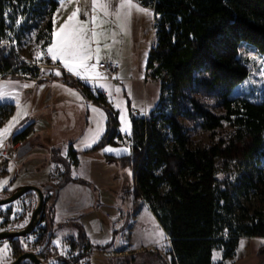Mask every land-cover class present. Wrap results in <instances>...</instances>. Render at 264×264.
<instances>
[{"label":"trees","instance_id":"obj_1","mask_svg":"<svg viewBox=\"0 0 264 264\" xmlns=\"http://www.w3.org/2000/svg\"><path fill=\"white\" fill-rule=\"evenodd\" d=\"M135 1L154 14L155 44L149 52L147 72L160 83V101L163 107L169 108V114L159 107L152 110L147 122L133 117L131 153L109 159L123 168H131L135 203L144 199L168 235L174 256L172 264H213V253L218 248L223 249L224 260L231 259L241 238H264L263 220L246 223L235 214L236 195L250 185L251 179L243 174L245 181L240 182L233 179L228 170L232 165L238 171H248L264 158V98L252 102L229 96L232 89L249 76V69L240 58L241 44L254 46L264 56V0ZM58 6L59 0H0V10H14L8 24L4 19L0 21V64L10 68L22 62L16 47L7 41L6 26L10 24L11 33L19 13L27 20L47 17L39 32V40H43L46 47L52 39L53 16ZM53 80L80 89L92 104L106 110V132L89 151L123 142L124 137L118 129V112L102 94H94L90 86L66 72L60 78L41 81ZM203 99L211 103H204ZM215 109L223 113L216 114ZM15 110L14 104L0 105V128ZM179 115L213 134L225 124L228 128L212 146L191 149ZM31 130L32 125L15 134L12 142L27 141ZM77 155L70 144L68 158L75 167L79 163ZM0 171L1 176L7 174L5 168ZM60 174L57 184L44 187V192L53 191L55 199L68 183L89 185L73 178L69 170ZM162 187L166 190L162 191ZM3 194L8 197L11 192L5 190ZM31 195L34 196L28 193L24 198ZM45 205L36 230L32 232L38 236L34 243L39 247L36 254L46 264H54L50 261L52 258H57L56 264H81L96 245L84 228L77 225L79 235L69 239L68 257L59 256L53 244V222ZM139 206L135 204L134 212ZM11 215V209L6 212L0 209L3 228L9 224ZM126 215L125 226L130 219V215ZM113 236L116 237L114 229ZM26 239L27 236L2 239L0 243L7 241L16 259L28 251Z\"/></svg>","mask_w":264,"mask_h":264},{"label":"rangeland","instance_id":"obj_2","mask_svg":"<svg viewBox=\"0 0 264 264\" xmlns=\"http://www.w3.org/2000/svg\"><path fill=\"white\" fill-rule=\"evenodd\" d=\"M132 2L138 8L148 10V14L137 10V8H133L130 12L126 8H121L124 0H107L109 6L107 16H104L103 13H94L92 0H71V2L65 0L64 6H61V0H59L58 11L54 17L55 26H57V29H60L61 25L68 20L71 13L76 8H79L78 20L85 24L87 28L95 29L98 33H102L100 59H105L106 62H119L121 69L116 72L119 82L114 81L113 74H110L103 68H98L107 77L106 80H98V84L105 85L104 88L108 93L110 90L112 91V95H109V102L111 104L108 103L118 112V129L120 133H123L124 137L125 135L132 136L133 109H148L147 112L149 113L160 107L165 114H169V108L163 107L162 101H160V83L153 80L149 74L146 75L149 49L155 44L154 14L135 0H132ZM94 15H99L103 19L104 23L101 27L93 24L92 20ZM46 20L47 17L41 16L27 20L25 16L19 13L14 21L12 32L7 36V41H11L16 48L21 47L20 49L25 52L24 54L30 53L33 58H36L37 54L41 53L45 48L44 41L39 40V32L44 28ZM18 38H20V41L17 40ZM2 43H6V41H2ZM92 47L95 48L96 44H93ZM239 53L242 62L249 69V76L243 82L236 85L229 96L231 98H246L252 102H259L264 98V56L254 46L248 43L241 44ZM61 86V90L64 91V97L67 96L70 100L81 102L79 104L81 105V110H84L85 114L88 112V125L86 130L73 143V149L78 153L77 157L82 158L81 167L75 171V175L81 177L82 180H88L89 182L84 181L89 183V185L71 183L62 192H59L56 199L53 191L44 192L46 212L49 218L51 217V222H53V233L55 235L53 244L58 248L59 256L68 257L70 253L69 239L78 237L79 229L77 225H85L89 228L91 241L96 245V248L81 264H172L174 256L172 254L170 239L145 209L138 216V220L135 223L133 222L134 224L132 223L133 226L131 225V244H125L117 236H113V230L108 222H106V219H109L107 218V214H105L113 205L111 201L105 203V205H97L102 195L103 198L104 196L111 197L112 201L119 204L121 211L130 215L128 222H132V217L135 216V204H140L141 206L142 203L144 205L148 203L142 198L135 203L136 199L133 195L135 183L133 182L132 170L130 167L123 168L116 161L109 159L111 157L116 158L112 156L113 152L104 151L105 148L112 147L111 145H106L97 151H89L94 145L99 143L106 132V110L97 105L89 104L87 96L80 89L65 84H61ZM115 88H120L121 91L116 93L114 91ZM69 89L72 92L78 93L82 99L73 95L71 92L66 94L65 91H69ZM94 94H98V92ZM203 102L211 103L206 99H203ZM117 103L121 105V108L116 107ZM185 104L189 106L188 101H185ZM129 105L131 106V110ZM92 108H96L103 113L105 117L103 120V129L96 143H93L91 147H84L81 141L94 134L96 121L100 119L99 113L93 112L91 110ZM27 109L28 106L22 105L18 109L15 117L17 121L22 118L19 122L23 128H27L34 120L36 121L38 119L37 121L40 125L48 124L50 127L62 125L64 129L71 131L77 122V114L72 105L66 110L56 111L55 109V111H51L47 116L33 118V120H30V114H28ZM121 109H125L126 111L122 112ZM214 112L219 115L223 113L217 109ZM122 114L126 116L125 122H122L120 119ZM179 120L185 126L189 138V147L191 149H203L212 146L218 142L219 138L223 136L225 130L228 128V125L225 124L223 128L213 134L204 129L200 124L191 123L183 115H179ZM123 128H128L130 134L129 131H122ZM31 133L32 130L27 137L26 143H29L28 141L36 142L38 140L37 143L45 144L44 140H42V134L38 132V134H33L30 137ZM167 138L168 142H170L171 137L168 130ZM128 140L132 146V137ZM26 143H22L20 146ZM122 143L126 144L125 138ZM29 144L32 145L31 143ZM117 144V146L122 145L120 142ZM69 145V142L65 141L54 142L50 148L64 147L69 151ZM40 150L42 149L31 151L21 159L30 160L38 151L39 154L44 155ZM44 159V162H42L43 167H49V172L46 179L43 176L37 181L39 187L42 189L46 185L57 184V178H60L61 172L66 174V171L69 170L71 175V171L75 169V166L72 165L68 158V154L61 149H52L51 154L47 158L44 157ZM228 170L232 174V178L239 179L240 182L245 181L242 177L243 174L248 179H251L250 185L246 186V189H243L242 192H238L236 195V216L246 223L257 222L259 220L264 221V158L260 164H257L251 170L238 171L232 165H230ZM94 171L99 173L104 172L107 175L97 179L93 176ZM116 174L121 177L116 182V191L105 192L109 188L112 176H116ZM17 179L15 178L8 186H11ZM105 181L107 183L104 185ZM161 190L165 191L166 188L162 187ZM0 198H4L3 193ZM23 198L12 204L0 207L3 212H6L8 209L12 210V215L6 228L1 226L3 219L0 220V231H4L5 229H22L28 224L38 199L36 194L28 198ZM161 231L164 234V238L158 236V233ZM37 237V235L33 234L27 236L25 246L28 251L36 253V250L39 248L34 245ZM107 240L112 242V244L110 247L104 248V241ZM157 240L159 241L158 243L156 242ZM242 242L243 247H241ZM5 243L7 244L8 242H1L0 245H2L0 247L3 248ZM8 249L9 251L0 256V264H11L15 259L11 254L10 246ZM125 250H128L127 254L123 253ZM263 250L264 238H241L239 246L231 259H223L222 248L214 250L213 264H262L264 262ZM114 253L118 254V257H114ZM112 258H117V262H112ZM50 261L54 264L58 263L57 258H52ZM44 264L46 263L44 262Z\"/></svg>","mask_w":264,"mask_h":264},{"label":"crops","instance_id":"obj_3","mask_svg":"<svg viewBox=\"0 0 264 264\" xmlns=\"http://www.w3.org/2000/svg\"><path fill=\"white\" fill-rule=\"evenodd\" d=\"M57 11H58V9H57ZM57 11L54 13V16H53L52 39H51L50 44L47 45L44 48V50L41 52V53H43V55H41L39 59H37V57L33 58L30 53L24 54L25 52H23L20 49L21 47L16 48L17 53L20 56L21 60L24 62H27V63L28 62L48 63L51 65H56L57 68L52 70L54 73V75H53L54 77H57V78L61 77V75H59V76L55 75V72L57 70H59L61 72V74L63 72H66L67 74L74 77L76 80L81 81L84 84L90 86V88L93 90V92L97 93L95 89H96V87L100 86V84H98V81H86V80L81 79L80 77H78L76 75H73L72 73H69L63 67V65L61 64V62L59 60L53 61L51 56H49L47 54V51H46L47 48L52 44L53 40L56 39V37L53 35V33L57 32L59 30V29H57V26H55L56 24L54 21V17H55V14L57 13ZM149 50H151V48ZM148 58H149V53H148ZM101 62H106V60L100 59L99 63H101ZM108 62H112V61H108ZM115 63L119 64V62H117V61H115ZM147 63H148V61H147ZM119 66H120V64H119ZM98 68H100L99 65H98ZM119 69H121V66L119 67ZM146 75H148L147 65H146ZM61 84H63V83L58 81V80L46 82V81H35V80H31V79H22V78H18V77H8V76L0 77V91H3L5 93L9 94L8 98H6L4 100H0V105L14 104L16 106L15 114L5 123V125H3L0 128V130H3L5 128H8L10 124L12 125V127L9 130L8 135L6 137H4L2 140L3 147H0V169L5 168L7 171V174L5 176L0 177V196L5 190L13 191L15 188H17L21 185L32 184V185L39 186L37 183L38 179H40L43 176H44V179H46V177H48V172H49V167H43L42 162H44V160H45L44 157L47 158L48 155L51 154L52 149H56V148L61 149L63 152L68 154V150H66V148H64V147H62V148H59V147L50 148L51 144H53L54 142L58 143V142H62V141L69 142V144H73L85 132L86 127L88 125V120H87L88 119L87 118L88 112H87V114H85L84 110H81V108H80L81 105H79V104H81V102L76 101V100H70L67 96L64 97V94H63L64 91L61 90V87H62ZM24 85H28V86L25 87ZM102 89L106 92V94H107L106 99L109 102V93L107 92V90L104 87H102ZM65 93L69 94V91H65ZM38 100H39V102H38ZM17 101H18V103H17ZM69 103H72V104H69ZM88 103L92 104V101L90 99H88ZM22 105H24L26 107L28 106L27 112H28V114H30V116H29L30 120L31 119L33 120V118L45 117L51 111H55V109H56V111H59L62 109L66 110V109H68V107H70L72 105V107L74 108V110L77 114L76 125L71 131H69L68 129H64V127L62 125H59V126L56 125L54 127H50L48 124L40 125L37 121L38 119L36 121L34 120L30 124L33 126L32 133H31L30 137L33 136V134H38V132H39V134H42V140H44L46 145L43 143L42 144L37 143L38 140H36V142H34V141H28V142L32 144L31 145L32 151H37L39 149H42L40 151H41V153H44V155L39 154L38 153L39 151H38L37 154H35V156L30 158V160H22L21 158L17 157V152H18V149L21 147L20 145L22 143H26L27 141H19L16 143L12 142V137L15 134L21 133L26 128V127H24V128L21 127L22 125L19 121H21L22 118H20L19 121L14 120V118L16 117V114L18 112V109ZM141 111H143V110H141ZM85 115H86V118H85ZM122 135H123V133H122ZM123 137H124V135H123ZM124 138H125L126 144L121 143L122 144L121 146H112L111 148H113V149H125V148H127L128 152H126V153L122 152L119 155H117L116 153L113 152L112 156H114V157L119 156L120 157L123 155H129L131 153V147L132 146H131V142L128 140L129 138H131V135L130 136L125 135ZM77 158H78L79 163L75 167V169H73L71 171V175L73 178L82 179L81 177H77L75 175V171L78 168L80 169L81 163H82L81 162L82 158H79V157H77ZM106 175L107 174L104 172H101V173L96 172V171L93 172V176L97 179L103 178ZM15 178H18V179L14 183H12L11 186H8L11 182H13V180ZM95 178H92V179H95ZM120 178L121 177L117 176V174H116V176L115 175L112 176V181L115 183H113L111 181L109 183V188H107V190H105V192H110L112 190L116 191V188H115V186L117 185L116 182ZM26 179H28V180H26ZM83 180L88 181L86 179H83ZM5 181L7 183H3ZM71 183H73V182H71ZM71 183H68L67 185H65V187L63 186L59 190V192H62V190L64 188L68 187ZM90 183H92V182L90 181ZM106 183H107V181L104 182V185ZM73 184H77V183H73ZM77 185H79V184H77ZM59 192H58V194H59ZM96 201H98V200H96ZM110 201L112 202L113 206H111L110 209H108V211L105 214L116 215V213L118 211H121V210H120L119 204H117L115 201H112L111 197L108 198V197L104 196V198H103V195H102L101 198H99L97 205L98 204L105 205V203L110 202ZM147 205L148 204L144 205L142 203L139 210L135 213V216L132 217L133 218L132 222L131 221L128 222V225H126V226L128 228H131L132 223L133 222L135 223L138 220L137 219L138 216L145 209V211H147V213L155 220L157 225L162 229L164 234L168 237V235L165 233V231L163 230V228L161 227V225L157 221V219L154 216L153 212L151 211L150 207ZM105 214H104V216H105ZM106 222H108V224L110 225V227L113 230V226H112L111 221L106 219ZM81 226L84 228L85 233L87 234L88 238L91 240L90 235H89V228H87V226H85V225H81ZM108 240L104 241V244L109 243L110 241H108ZM7 244H8V248H9V243H7ZM123 253L127 254L128 250H125ZM114 255H115L114 257H118L117 256L118 254H116V253H114ZM116 259L117 258H112L111 261L117 262Z\"/></svg>","mask_w":264,"mask_h":264},{"label":"snow or ice","instance_id":"obj_4","mask_svg":"<svg viewBox=\"0 0 264 264\" xmlns=\"http://www.w3.org/2000/svg\"><path fill=\"white\" fill-rule=\"evenodd\" d=\"M64 2L65 0H61V6H64ZM69 2H71V0H69ZM92 6L94 13H103L104 16L108 15L109 6L107 0H92ZM121 8H126L129 10V12L133 8H137V10L148 14V10L138 8V6L135 5L132 0H124V3L121 4ZM79 13L80 9L76 8L68 17V20L65 21L63 25H61L60 29L53 33L56 39H54L52 44L47 48V54L51 56L53 61L59 60L69 73H72L81 79L86 81L106 80L107 77L98 70L102 33H98L95 29H89L85 24L80 22L78 20ZM92 22L93 24H96L97 27H101L104 23L103 19L99 15H94ZM93 44H96L95 48L92 47ZM105 47H107V45H105ZM41 55H43V53H38L37 59H39ZM55 75L59 76L61 75V72L57 70ZM24 86L27 87L28 85ZM100 87H105V85H100ZM114 91L119 93L121 89L115 88ZM69 92L82 99V97H79L78 93L72 92L71 89H69ZM8 95L9 94L0 91V100L8 98ZM109 95H112L111 90L109 91ZM116 107L121 108V105L117 103ZM91 110L93 112L99 113L100 119L96 121V129L94 134L81 141L84 147H91L93 143L98 141L103 129V120L105 119L103 113L100 112V110L96 108H92ZM121 110L122 112L126 111L125 109ZM120 119L122 122H125L126 116L122 114ZM11 127L12 125L10 124L8 128L0 130V147H3L2 140L8 135ZM122 131H129V129L123 128ZM104 151L114 152L119 155L122 152H128V149H113L109 147L105 148ZM3 183L7 182L5 181ZM158 236L160 238H164L163 232L161 231L158 233ZM156 242L158 243L159 241L157 240ZM57 243L59 242L57 241ZM241 247H243V242L241 243ZM8 250V245L5 243L3 248H0V255L6 253Z\"/></svg>","mask_w":264,"mask_h":264},{"label":"built area","instance_id":"obj_5","mask_svg":"<svg viewBox=\"0 0 264 264\" xmlns=\"http://www.w3.org/2000/svg\"><path fill=\"white\" fill-rule=\"evenodd\" d=\"M14 10L12 8H7L5 10H0V21L4 19V22L8 24V21L13 18ZM6 32L10 33V24L6 26ZM2 72L0 77H18L22 79H31L35 81L48 80L53 78L54 73L52 70L56 69V65H51L48 63H27L20 62L10 68H5L4 65L0 64ZM99 67L107 70L110 74L114 75V81L119 82V79L116 76V72L119 69V64L115 62H101ZM98 93L102 94L107 98L106 92L102 87L98 86L95 89ZM133 117L147 122L150 119L151 112H147V109L141 111L133 109ZM154 118L156 115L153 116ZM107 218L111 221L114 230L116 231V236L125 244H131L130 242V233L132 232L131 228L125 226L127 215L125 212L118 211L116 215L107 214Z\"/></svg>","mask_w":264,"mask_h":264},{"label":"water","instance_id":"obj_6","mask_svg":"<svg viewBox=\"0 0 264 264\" xmlns=\"http://www.w3.org/2000/svg\"><path fill=\"white\" fill-rule=\"evenodd\" d=\"M31 151H32V146L29 143H26L18 149L17 157L23 158ZM28 193L36 194L38 199V202L31 214L30 221L22 229L0 231V240L26 237L32 234V232H34V230L36 229L45 205L44 189L32 184L21 185L15 188L11 192L10 196L0 198V206L12 204L18 201L19 199L23 198ZM25 262H30L32 264H44L41 258L35 252L32 251H27L22 253L16 259H14L11 264H22ZM262 264H264V262Z\"/></svg>","mask_w":264,"mask_h":264}]
</instances>
